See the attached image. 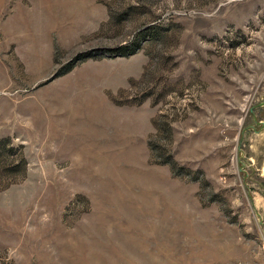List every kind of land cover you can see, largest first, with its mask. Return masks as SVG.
<instances>
[{
    "label": "rangeland",
    "instance_id": "obj_1",
    "mask_svg": "<svg viewBox=\"0 0 264 264\" xmlns=\"http://www.w3.org/2000/svg\"><path fill=\"white\" fill-rule=\"evenodd\" d=\"M0 264H264V0H0Z\"/></svg>",
    "mask_w": 264,
    "mask_h": 264
},
{
    "label": "trees",
    "instance_id": "obj_2",
    "mask_svg": "<svg viewBox=\"0 0 264 264\" xmlns=\"http://www.w3.org/2000/svg\"><path fill=\"white\" fill-rule=\"evenodd\" d=\"M123 49V48H122Z\"/></svg>",
    "mask_w": 264,
    "mask_h": 264
}]
</instances>
